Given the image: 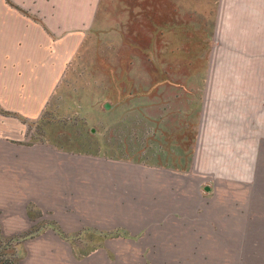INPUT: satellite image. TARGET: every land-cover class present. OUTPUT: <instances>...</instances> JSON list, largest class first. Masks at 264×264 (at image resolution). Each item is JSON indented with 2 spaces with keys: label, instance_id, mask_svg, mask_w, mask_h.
Here are the masks:
<instances>
[{
  "label": "rangeland",
  "instance_id": "obj_1",
  "mask_svg": "<svg viewBox=\"0 0 264 264\" xmlns=\"http://www.w3.org/2000/svg\"><path fill=\"white\" fill-rule=\"evenodd\" d=\"M89 9L0 0V35L52 52L40 115L0 107L36 164L0 264H264V0H98L76 27Z\"/></svg>",
  "mask_w": 264,
  "mask_h": 264
},
{
  "label": "crops",
  "instance_id": "obj_2",
  "mask_svg": "<svg viewBox=\"0 0 264 264\" xmlns=\"http://www.w3.org/2000/svg\"><path fill=\"white\" fill-rule=\"evenodd\" d=\"M82 4L90 6V13L76 17V27L100 25L95 15L98 0H82ZM22 24L36 27L31 19L22 20ZM106 26L114 31L119 24L108 18ZM40 33L39 36L32 31L0 35V107L26 118L40 115L52 90L50 40L43 29ZM79 33L81 38L85 35L84 31ZM108 39H115V34L108 32ZM25 133L26 123L18 116L0 112V234L3 236L31 225L26 204L35 193V146L25 141ZM29 245L23 248L25 262L21 264H37L26 262L33 254L39 255L41 261L51 258L47 248Z\"/></svg>",
  "mask_w": 264,
  "mask_h": 264
},
{
  "label": "trees",
  "instance_id": "obj_3",
  "mask_svg": "<svg viewBox=\"0 0 264 264\" xmlns=\"http://www.w3.org/2000/svg\"><path fill=\"white\" fill-rule=\"evenodd\" d=\"M0 110H1V109H0ZM1 111H2V110H1ZM1 111H0V112H1Z\"/></svg>",
  "mask_w": 264,
  "mask_h": 264
}]
</instances>
